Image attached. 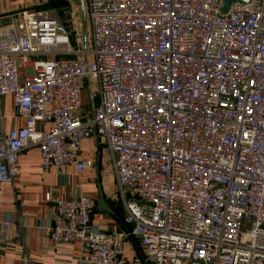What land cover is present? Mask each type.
<instances>
[{
    "label": "built area",
    "instance_id": "obj_1",
    "mask_svg": "<svg viewBox=\"0 0 264 264\" xmlns=\"http://www.w3.org/2000/svg\"><path fill=\"white\" fill-rule=\"evenodd\" d=\"M82 2L85 49L52 10L2 35L0 97L25 124L0 138V184L32 148L42 172L90 171L81 143L96 138L151 264H264V0ZM48 201L53 243L125 264L121 235L92 224L95 198Z\"/></svg>",
    "mask_w": 264,
    "mask_h": 264
},
{
    "label": "crops",
    "instance_id": "obj_2",
    "mask_svg": "<svg viewBox=\"0 0 264 264\" xmlns=\"http://www.w3.org/2000/svg\"><path fill=\"white\" fill-rule=\"evenodd\" d=\"M48 1L0 0V46L9 45V42L3 41L4 32L19 28L20 11H51L42 9ZM65 1L78 6L74 0ZM28 71L29 62H22L20 76L24 78ZM13 106L12 95L0 97V138L25 124L24 120L14 117ZM81 150L82 157L90 158L94 165L92 170L81 174H77L72 167L61 172L53 169L42 172L39 152L35 148L24 151L18 157V176L10 184H0V264H80L83 254L79 241L55 244L45 233L55 209L48 200L55 197L73 200L81 195L97 200L96 177L114 216L95 209L93 226L121 235L125 264H151L144 255L140 240L131 236V228L123 223L121 202L115 198L113 190H105L103 186L102 174L105 168L108 169L109 161L105 146L98 144L96 138H90L82 141Z\"/></svg>",
    "mask_w": 264,
    "mask_h": 264
},
{
    "label": "rangeland",
    "instance_id": "obj_3",
    "mask_svg": "<svg viewBox=\"0 0 264 264\" xmlns=\"http://www.w3.org/2000/svg\"><path fill=\"white\" fill-rule=\"evenodd\" d=\"M57 1V4L53 8H49L52 11H55L57 14L59 13V16L63 22V27L65 32L68 34L69 38L72 39V43L75 46V43L78 44V46L82 43V23L80 20V9L78 6L67 4L64 5L61 0H55ZM70 5L72 8H70ZM79 19V21L77 20ZM86 27V42L88 43V29L87 25ZM83 98L86 102L87 100V88H84L83 91ZM104 148V147H103ZM108 169L103 170V186L105 187V190H113V194L116 195V192L118 190L117 183L114 179V174L112 171V163L111 160L107 162Z\"/></svg>",
    "mask_w": 264,
    "mask_h": 264
},
{
    "label": "water",
    "instance_id": "obj_4",
    "mask_svg": "<svg viewBox=\"0 0 264 264\" xmlns=\"http://www.w3.org/2000/svg\"><path fill=\"white\" fill-rule=\"evenodd\" d=\"M251 0H222V5H221V12L222 13H226L228 10V7L230 4H234V3H240V4H248ZM75 4L78 5L79 9H80V20L82 23V48L85 49L86 48V16H85V10H84V6H83V2L82 0H74ZM96 190H97V200H96V209L99 212H103L106 214H109L111 216H114V211L112 210V208L109 206V204L107 203V201L104 199V196L101 192V187L99 184V180L98 177H96Z\"/></svg>",
    "mask_w": 264,
    "mask_h": 264
},
{
    "label": "trees",
    "instance_id": "obj_5",
    "mask_svg": "<svg viewBox=\"0 0 264 264\" xmlns=\"http://www.w3.org/2000/svg\"><path fill=\"white\" fill-rule=\"evenodd\" d=\"M60 2H62L64 5H67L68 3L65 0H61ZM57 4V1L55 0H49L45 6L42 7V9H49V8H53L55 7V5ZM59 14V13H58Z\"/></svg>",
    "mask_w": 264,
    "mask_h": 264
}]
</instances>
